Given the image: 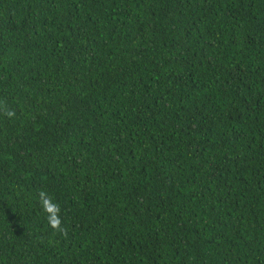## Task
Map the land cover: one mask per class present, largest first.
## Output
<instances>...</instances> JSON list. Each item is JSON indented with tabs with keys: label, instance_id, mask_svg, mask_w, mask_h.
<instances>
[{
	"label": "trees",
	"instance_id": "obj_1",
	"mask_svg": "<svg viewBox=\"0 0 264 264\" xmlns=\"http://www.w3.org/2000/svg\"><path fill=\"white\" fill-rule=\"evenodd\" d=\"M0 264H264V0H0Z\"/></svg>",
	"mask_w": 264,
	"mask_h": 264
},
{
	"label": "clouds",
	"instance_id": "obj_2",
	"mask_svg": "<svg viewBox=\"0 0 264 264\" xmlns=\"http://www.w3.org/2000/svg\"><path fill=\"white\" fill-rule=\"evenodd\" d=\"M11 115V114H10Z\"/></svg>",
	"mask_w": 264,
	"mask_h": 264
}]
</instances>
